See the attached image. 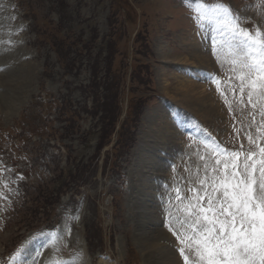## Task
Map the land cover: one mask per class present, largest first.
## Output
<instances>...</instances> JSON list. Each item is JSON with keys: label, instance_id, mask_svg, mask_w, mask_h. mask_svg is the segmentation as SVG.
Here are the masks:
<instances>
[{"label": "rangeland", "instance_id": "rangeland-1", "mask_svg": "<svg viewBox=\"0 0 264 264\" xmlns=\"http://www.w3.org/2000/svg\"><path fill=\"white\" fill-rule=\"evenodd\" d=\"M205 2L230 5L243 27L264 31V0ZM194 16L184 0H0V178L13 199L0 196V264H50L53 257L70 264L85 237L95 257L110 254V264H167L170 256L184 264L169 225L180 229L195 202L192 189L213 194L212 169L225 161L213 146L257 150L249 135L264 146L262 102L253 109L247 90L240 102L231 57L213 43L215 26L198 27ZM104 94L118 102L117 128L132 115L120 135H105L98 123ZM168 107L211 145L184 136ZM56 137L67 154H55ZM17 167L31 171L30 183L14 175ZM77 212L71 234L45 248V228Z\"/></svg>", "mask_w": 264, "mask_h": 264}, {"label": "snow or ice", "instance_id": "snow-or-ice-1", "mask_svg": "<svg viewBox=\"0 0 264 264\" xmlns=\"http://www.w3.org/2000/svg\"><path fill=\"white\" fill-rule=\"evenodd\" d=\"M184 2L195 13L198 27L215 26L219 39L214 38L213 43L225 48L231 57L239 81L240 102L244 103L247 90V103L256 109L257 101L262 102L259 114L264 116V31L259 26L254 32L243 27L239 10L230 5L209 4L205 0ZM248 141L258 151L252 148L229 151L219 145L214 148L225 161L222 170L212 169L217 173L211 182L213 194L205 191L200 195L192 189L191 200L195 202L187 206L186 218L179 221L180 229L169 225L181 245L178 251L184 264H264V146L257 144L251 135ZM215 163L219 165L221 161L217 159ZM206 182L207 176L200 181L201 185ZM176 193L180 199L179 189ZM79 219L78 212L66 214L61 226L47 233L48 238L55 244L61 232L71 234V223ZM20 256L18 252L13 260H19ZM100 259L111 261V257L103 254ZM50 264L65 262L53 257ZM70 264H84L83 251L76 253Z\"/></svg>", "mask_w": 264, "mask_h": 264}, {"label": "trees", "instance_id": "trees-1", "mask_svg": "<svg viewBox=\"0 0 264 264\" xmlns=\"http://www.w3.org/2000/svg\"><path fill=\"white\" fill-rule=\"evenodd\" d=\"M115 104V99L109 98L106 95L104 96V102L100 104V110L102 111L103 115L101 116V121L105 128H103V133L106 135L107 129H112L115 124V116L114 115V109L113 105ZM107 107L103 109V106ZM111 107V108H109ZM113 130V129H112Z\"/></svg>", "mask_w": 264, "mask_h": 264}, {"label": "bare ground", "instance_id": "bare-ground-1", "mask_svg": "<svg viewBox=\"0 0 264 264\" xmlns=\"http://www.w3.org/2000/svg\"><path fill=\"white\" fill-rule=\"evenodd\" d=\"M201 93H202V92H201ZM198 96H200L199 93L197 94V97H198ZM197 97H195V99H196ZM197 100H198V99H197ZM169 259H170V260H169ZM169 259H168L169 262H168L167 264H179L178 261H177V259H176L175 257L170 256Z\"/></svg>", "mask_w": 264, "mask_h": 264}]
</instances>
